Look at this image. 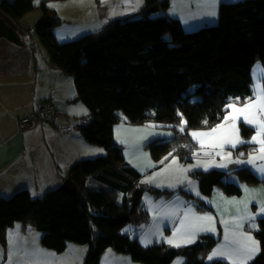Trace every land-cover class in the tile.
I'll list each match as a JSON object with an SVG mask.
<instances>
[{
	"label": "trees",
	"instance_id": "trees-1",
	"mask_svg": "<svg viewBox=\"0 0 264 264\" xmlns=\"http://www.w3.org/2000/svg\"><path fill=\"white\" fill-rule=\"evenodd\" d=\"M171 1L144 0L137 13L114 18L102 29L70 41L58 40L55 29L64 19L45 3L42 18L25 28L19 21L36 8L34 0L0 1V15L17 29L23 45L35 49L24 37L35 30L48 51L49 67L73 75L76 96L72 101H82L92 117L79 130L86 141L107 151L71 166L69 177L79 188L77 196L60 188L38 198L28 189L0 196V241L4 243L8 230L21 222L42 231V244L55 252L65 251L69 242L88 244L83 264H100L110 247L144 264H171L183 253L185 264H229L222 259L208 261L217 242L210 234L176 248L157 242L144 246L137 237L122 232L128 223L150 220L143 202L147 191L157 197L178 193L195 199L182 187L159 189L142 182L143 174L115 142V127L123 115L133 125L169 124L175 131L170 138H155L147 144L154 160L170 155L190 161L198 145L189 129L224 122L230 97L244 99L251 94L252 67L258 59L264 64V0L223 3L217 25L192 32L168 14ZM194 84L197 89L190 93ZM193 96L199 99L192 101ZM184 119L186 127L181 131ZM240 126L243 138L249 139L253 128L243 122ZM252 147L245 142L237 150ZM233 173L246 184L263 182L249 167L192 172L204 195H212L215 186L227 195H240L238 184L223 181ZM95 180L101 185L93 186ZM258 224L255 236L261 249L249 264H264V217Z\"/></svg>",
	"mask_w": 264,
	"mask_h": 264
},
{
	"label": "crops",
	"instance_id": "crops-1",
	"mask_svg": "<svg viewBox=\"0 0 264 264\" xmlns=\"http://www.w3.org/2000/svg\"><path fill=\"white\" fill-rule=\"evenodd\" d=\"M237 1L241 0H172L168 14L179 19L184 29H195L217 21L223 3ZM143 5L144 0H53L50 8L55 9L64 19L63 25L70 26L62 29L61 24L55 29L58 40L63 41L96 32L114 18L137 13ZM48 60L40 64L35 49L0 37V196L8 197L19 190L28 189L33 196L40 197L62 185L76 161L92 157L89 153L93 149L83 142L75 123L68 125L64 133H69V136L63 140H58L52 132L50 135L52 126L45 119H33L28 128L19 130V120L30 115L42 101H50L56 108L53 123L63 120L73 123L78 120L75 112L58 113L59 108H63L64 104L76 96V90L68 86L63 98L57 96L61 88L59 80L70 83L72 75L51 69ZM237 134L244 140L239 129ZM146 136L138 137L128 145V149L133 153L144 152L147 155V144L153 137ZM249 152L254 157L247 163L246 160L242 164L238 162L237 168L249 167L263 182L250 185L241 182L234 173L227 175L223 181L238 184L242 190L240 195H227L219 186H215L212 195L202 193L207 198L203 200L205 209H192L194 215L211 217V220H204L196 238L200 239L204 234L214 236L217 242L213 249L221 247L216 259L229 264H249L261 249L255 232L259 228L258 219L264 217V172L261 171L264 168V151L252 147L245 150L243 158L247 159ZM123 153L143 176L148 173L142 172L140 165L139 168L135 166L127 152ZM148 161L158 162L153 157H148ZM219 169L225 172L235 170H225L228 169L226 166ZM145 182L170 190L179 185L177 178L173 188L158 186L156 182ZM36 231L21 223L12 226L7 232L6 241H0V264H49L52 258L57 257L54 250L42 244L43 234ZM38 254L41 259L37 258Z\"/></svg>",
	"mask_w": 264,
	"mask_h": 264
},
{
	"label": "rangeland",
	"instance_id": "rangeland-1",
	"mask_svg": "<svg viewBox=\"0 0 264 264\" xmlns=\"http://www.w3.org/2000/svg\"><path fill=\"white\" fill-rule=\"evenodd\" d=\"M51 1L53 0H34L36 8L19 21V26L27 28L38 22L43 16L42 4L45 3L50 8ZM219 19L214 23L205 26L217 25L219 23ZM61 27H63L62 29H66L70 26L62 24ZM202 27L203 26H199L195 29L187 27L188 29L184 30L192 32L199 30ZM81 36L83 35H78L72 39H65L63 41L74 40ZM24 37L33 43L40 64H44L45 61L48 60L49 54L45 46L42 44L37 32L35 30L27 31L24 34ZM251 76V94L246 95L244 99H242L241 96L230 97V102L227 105L228 111L226 113V120L224 122L213 128L189 129V134L198 145L192 155V160L190 161H181L177 156L167 155L156 163H150V161H148V157L153 156L148 147L147 155L149 156H147L144 152H131L128 149V145L135 142L138 137H145L147 135L146 137L152 136L153 139L170 138L175 134V131L169 126V124L161 126H156L155 124L132 125L129 124L125 115L122 114V121L115 127V142L123 148L122 151L129 154L135 166L139 168L140 165L142 172H148L146 174L144 173L145 175L142 177V182L145 184V181L156 182L158 186H167L169 188L172 186L173 188L176 185L177 178V180H179V185L171 190L178 189L181 186L187 192L193 194L195 198L188 199L182 194L180 195L175 193L172 198L168 199L165 196L157 197L155 194L147 191L145 192L144 205L150 213V220L141 225L128 223L122 228L123 233L129 234L132 238L137 237L144 246H150L157 242L164 243L169 247L177 248L192 244L199 240L196 238V234L199 230H201L204 220L198 219L200 217L199 215L192 214V209H195L198 205L203 206V200H206L207 198L202 195L198 178L193 176L192 172L203 168H212V166L218 168L226 166L228 169L225 170H233L239 167V165H237L238 162L241 164L243 163V160H246V163L249 162L254 155L252 156V152H249V157L247 159L243 158L245 150L240 152L237 150L242 143H237L235 147H233L230 143H224L225 140L236 139V136L238 135H236L237 129H239L241 133L240 125L242 122L252 127L253 132L249 139L242 140L239 137V140L244 141V143L247 142L252 144L253 148H256L258 151H261L262 148V145L258 141L264 140V132H261L260 129V123L264 122V64L260 59H258L253 65ZM72 77L73 75L70 76V83L66 80H59L61 88L57 93V96L63 98L66 94L68 86L76 90L75 84H73L74 77ZM196 89L197 84H194L188 91L190 93H194ZM198 99V96L192 97V101H196ZM70 102L64 104L63 108H59L58 113L66 114L75 112L76 116H78V120L76 122L70 123L69 121L63 120L53 123L52 120L54 118L48 120V123L52 126L49 133L51 135L52 132L53 136H55L58 140L60 138L62 140L68 138L69 133L64 132L67 131L69 124H77L76 126H78V128L76 131L79 135H81V132H79V125L84 123V116L88 114V109L82 101L78 100ZM247 120H253L254 123L249 124L247 123ZM185 127L186 120L184 119L179 128L181 131H184ZM213 129H216V131L213 132ZM193 133H209L210 135H198L194 137L192 135ZM258 133H260V135H258ZM81 137L83 142L86 145H90L91 149H93L91 150V153H89L92 157L86 159H94L98 156H104L106 154L107 151L103 146L91 144L85 140L83 135ZM253 137H256L255 141L253 140ZM239 153L241 157H239ZM99 184L101 185V183L97 180L92 182L93 186H99ZM60 186L56 187V189H59ZM159 189L163 188L160 187ZM44 195H40V197ZM9 196L11 195L9 194ZM37 196L38 195H35L33 197L38 198ZM36 233L43 234L42 231L38 230ZM169 240H171L172 243H169ZM189 240H191V242H186ZM220 249L221 247L216 246L213 251L210 252L207 258L208 261L216 259L218 254L221 252ZM88 250V244L69 242L65 251L55 252L57 253L55 254L57 257L52 258L49 264H83ZM213 253L218 254L213 255ZM37 258L41 259V255L38 254ZM101 261L102 264H144L143 262L133 260L131 254L118 252L111 247L102 254ZM186 261L187 256L183 253L179 254L171 264H185Z\"/></svg>",
	"mask_w": 264,
	"mask_h": 264
},
{
	"label": "water",
	"instance_id": "water-1",
	"mask_svg": "<svg viewBox=\"0 0 264 264\" xmlns=\"http://www.w3.org/2000/svg\"><path fill=\"white\" fill-rule=\"evenodd\" d=\"M0 37H4L13 43L23 45V40L20 33L11 26L7 20L0 15ZM60 189L65 190L75 196L79 194V188L71 177H67Z\"/></svg>",
	"mask_w": 264,
	"mask_h": 264
},
{
	"label": "built area",
	"instance_id": "built-area-1",
	"mask_svg": "<svg viewBox=\"0 0 264 264\" xmlns=\"http://www.w3.org/2000/svg\"><path fill=\"white\" fill-rule=\"evenodd\" d=\"M56 108L50 101H42L38 107L28 116H25L19 120V130H25L30 126L33 119H45L50 120L56 115ZM92 120L91 116H86L84 119L85 123Z\"/></svg>",
	"mask_w": 264,
	"mask_h": 264
},
{
	"label": "snow or ice",
	"instance_id": "snow-or-ice-1",
	"mask_svg": "<svg viewBox=\"0 0 264 264\" xmlns=\"http://www.w3.org/2000/svg\"><path fill=\"white\" fill-rule=\"evenodd\" d=\"M241 111H243V110H241ZM245 119H247V118H245ZM247 123L252 124V123H254V121L253 120H247ZM260 129H261V132H264V122L260 123ZM215 131H216V129H213V132H215ZM192 135L195 137L198 135H210V134L209 133H204V134L193 133ZM258 135H260V133H258ZM253 140L255 141L256 137H253ZM258 142L262 145L261 151H264V140H260ZM224 143H230L233 147H235L237 143H244V141L239 140V137L237 135L235 140H231V139L225 140ZM262 158H264V157H262ZM261 171L264 172V168H262ZM262 211H264V209H262ZM198 219L211 220V217H199ZM209 230H211V229H209ZM249 239H251V238L249 237ZM186 242H191V240L186 241ZM169 243H172V241L169 240ZM253 243H255V242L253 241ZM217 254L218 253H213V255H217Z\"/></svg>",
	"mask_w": 264,
	"mask_h": 264
}]
</instances>
